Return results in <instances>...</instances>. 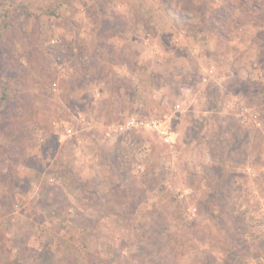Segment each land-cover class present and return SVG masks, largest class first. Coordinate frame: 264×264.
<instances>
[{
    "label": "rangeland",
    "instance_id": "rangeland-1",
    "mask_svg": "<svg viewBox=\"0 0 264 264\" xmlns=\"http://www.w3.org/2000/svg\"><path fill=\"white\" fill-rule=\"evenodd\" d=\"M0 264H264V0H0Z\"/></svg>",
    "mask_w": 264,
    "mask_h": 264
},
{
    "label": "built area",
    "instance_id": "built-area-1",
    "mask_svg": "<svg viewBox=\"0 0 264 264\" xmlns=\"http://www.w3.org/2000/svg\"><path fill=\"white\" fill-rule=\"evenodd\" d=\"M128 126H131V128L134 129H144L146 127L154 129L164 142L168 143L170 141V126L164 120H149V122H144L142 120L135 122L133 120H129Z\"/></svg>",
    "mask_w": 264,
    "mask_h": 264
}]
</instances>
